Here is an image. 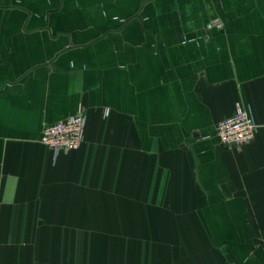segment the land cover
<instances>
[{
  "label": "crops",
  "instance_id": "crops-1",
  "mask_svg": "<svg viewBox=\"0 0 264 264\" xmlns=\"http://www.w3.org/2000/svg\"><path fill=\"white\" fill-rule=\"evenodd\" d=\"M0 264H264V0H0Z\"/></svg>",
  "mask_w": 264,
  "mask_h": 264
},
{
  "label": "built area",
  "instance_id": "built-area-1",
  "mask_svg": "<svg viewBox=\"0 0 264 264\" xmlns=\"http://www.w3.org/2000/svg\"><path fill=\"white\" fill-rule=\"evenodd\" d=\"M218 23V27H222ZM85 116L79 111L65 119L48 124L41 136V141L49 146L55 156L62 151L78 149L84 141ZM257 123L249 106L237 104L233 115L221 120L217 134L223 146L240 148L251 142L256 133Z\"/></svg>",
  "mask_w": 264,
  "mask_h": 264
}]
</instances>
